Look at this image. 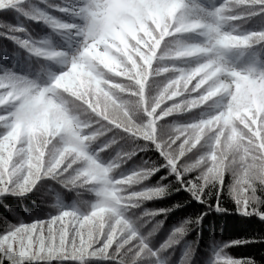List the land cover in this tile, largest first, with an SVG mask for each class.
<instances>
[{"label": "clouds", "instance_id": "1", "mask_svg": "<svg viewBox=\"0 0 264 264\" xmlns=\"http://www.w3.org/2000/svg\"><path fill=\"white\" fill-rule=\"evenodd\" d=\"M20 7L63 47L52 54L59 71L46 83L27 73L0 80V196L32 194L47 216L0 217V250L7 247L13 264L89 257L171 264L164 253L181 242L175 264H196L206 213L264 220V0H28ZM19 31L27 35H2L44 55ZM44 180L75 193L71 208L45 203ZM181 190L204 209L181 218L153 250L161 214L187 201L146 204ZM247 242H223L211 264H260L225 258V248Z\"/></svg>", "mask_w": 264, "mask_h": 264}, {"label": "trees", "instance_id": "2", "mask_svg": "<svg viewBox=\"0 0 264 264\" xmlns=\"http://www.w3.org/2000/svg\"><path fill=\"white\" fill-rule=\"evenodd\" d=\"M12 7H0V80H4L12 73L24 74L35 77L36 81L44 84L53 78L59 71L54 62L55 46L63 47L56 35L47 28V26L35 23L25 18L24 9L21 5L28 3V0H7ZM218 2V0H215ZM42 7V6H41ZM6 29H25L16 34L22 39H28L30 44L38 48L44 55L36 56L35 54H27L24 50L19 49L10 40L2 35ZM51 37V40L45 37ZM250 55H246L239 64L249 61ZM162 162V161H161ZM166 169H160L151 178L154 182L163 175ZM172 179V177H169ZM227 183V178L226 181ZM44 189L42 190L45 203H56L61 208H71L75 193L65 190L57 186L50 180L42 181ZM259 195V193H258ZM172 200H186L183 207L175 209L168 213H162L166 216L164 224L156 233L149 243V247L155 250L161 242L166 238L168 232L174 226H178V222L184 216L190 213H196L204 209V205L197 204L191 199L187 193L181 190L179 193L173 194L172 197L158 201H150L146 204L149 208L167 207ZM7 205V207H6ZM260 211H264V204L259 206ZM0 217L9 220L12 223H30L34 219H46V210L38 206L36 197L28 194L26 197L17 198L10 195L0 196ZM161 218L160 216L157 219ZM147 227V226H146ZM146 230V229H145ZM142 234V232H141ZM195 233H190L185 240H191ZM245 239L247 243L231 244L224 249L225 258H251L253 261H259L264 264V220L259 219L255 214L251 216L241 215L235 211L216 214L215 212L206 213L202 219V227L199 236V243L196 249V264H211L216 256L219 246L230 240ZM183 247V242L175 246V249L169 248L164 255L172 253L171 264L179 259ZM25 264H79L78 261L49 259V260H32L26 261ZM84 264H116L115 260L89 257L86 258Z\"/></svg>", "mask_w": 264, "mask_h": 264}, {"label": "snow or ice", "instance_id": "3", "mask_svg": "<svg viewBox=\"0 0 264 264\" xmlns=\"http://www.w3.org/2000/svg\"><path fill=\"white\" fill-rule=\"evenodd\" d=\"M3 235L4 233L0 232V236H3ZM114 247L115 246L113 245V248L109 249V253L113 251ZM117 259H118V254H117ZM26 261H32V260H23V261L16 260L15 264H25ZM0 264H13V258L9 255L8 249L6 246H4L2 250H0Z\"/></svg>", "mask_w": 264, "mask_h": 264}, {"label": "rangeland", "instance_id": "4", "mask_svg": "<svg viewBox=\"0 0 264 264\" xmlns=\"http://www.w3.org/2000/svg\"><path fill=\"white\" fill-rule=\"evenodd\" d=\"M42 95H43V93H42Z\"/></svg>", "mask_w": 264, "mask_h": 264}]
</instances>
